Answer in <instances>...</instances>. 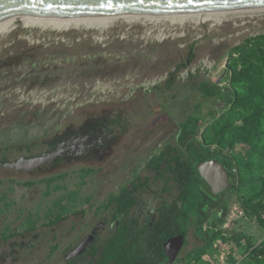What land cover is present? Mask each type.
Instances as JSON below:
<instances>
[{"label": "rangeland", "instance_id": "374dc122", "mask_svg": "<svg viewBox=\"0 0 264 264\" xmlns=\"http://www.w3.org/2000/svg\"><path fill=\"white\" fill-rule=\"evenodd\" d=\"M172 22L63 30L17 23L0 35V163L52 152L88 131L111 140L110 149L64 153L31 170L0 166V264H66L68 246L79 244L110 196L148 174L197 105L206 117L210 108L219 113L200 138L232 157L236 182L224 194V223L212 213L205 228L213 240L189 264H256L251 251L264 245V92L250 118L206 101L199 88L214 83L245 95L244 82L234 81L244 66L237 48L264 34V12ZM189 242L188 250L202 245L192 232Z\"/></svg>", "mask_w": 264, "mask_h": 264}, {"label": "trees", "instance_id": "16d2710c", "mask_svg": "<svg viewBox=\"0 0 264 264\" xmlns=\"http://www.w3.org/2000/svg\"><path fill=\"white\" fill-rule=\"evenodd\" d=\"M237 51L244 66L234 74V81L244 82L245 95L241 97L236 94L232 95L233 92L229 88L220 89L214 83L201 84L199 92L206 101L220 102L225 107L229 105L233 108L241 107L251 113V118L255 116L254 108L259 109V104L263 101L261 93L264 92V34L248 40L244 45L239 46ZM193 58L192 55L188 64L192 62ZM172 76L166 82V90L172 88ZM218 116L219 113L210 108L206 117L203 113V107L197 105L193 113L180 124L174 144L168 145L165 151L150 160L148 171L153 174V178L138 179L131 182L120 189L117 195L110 196L107 202V206L114 205L116 208L113 218L120 219L126 217L131 208L136 205L135 192L149 186L151 182H165L164 191L166 192L170 187L175 188L176 196L173 206L171 208L164 207L161 221L152 228L151 233L157 235L159 231H165L164 237H162V243H165L168 238L175 234H181L185 237L189 227H193L194 237L202 245L195 250V255H192L191 252L185 255L180 260L181 264H189L194 258L200 257L211 244L213 237L206 230L205 224L212 213L216 211L220 213L219 225L224 223L228 214L227 203L222 199L223 195L215 197L204 190L196 177L195 165L212 160L219 162L220 166L230 176V183L226 187V192L233 191L235 187L236 164L232 157L227 155L222 147L217 145L213 147L214 141L205 142L200 138L202 128L209 125L207 126L208 130L219 124ZM245 121L244 125H246ZM217 131L218 136L221 137L224 129L221 127ZM127 225L125 222L118 223L116 234L103 245L100 255L96 259V264L132 263L127 238ZM240 239L236 238L235 242ZM161 253L163 255V252ZM94 255L93 251L92 256ZM251 255L250 258H253L256 264H264V245L261 248L252 249ZM165 260L167 261L166 257Z\"/></svg>", "mask_w": 264, "mask_h": 264}, {"label": "water", "instance_id": "95a60500", "mask_svg": "<svg viewBox=\"0 0 264 264\" xmlns=\"http://www.w3.org/2000/svg\"><path fill=\"white\" fill-rule=\"evenodd\" d=\"M264 9V0H0V28L25 17L89 18L113 16H179L240 12ZM60 154L57 151L40 156L0 163L15 170H31ZM195 174L204 190L212 196L225 190L228 175L219 162L212 160L195 165ZM88 242L71 252L69 259L81 255ZM183 245L182 237L170 239L165 248L172 262ZM172 248L173 253L168 249Z\"/></svg>", "mask_w": 264, "mask_h": 264}, {"label": "flooded vegetation", "instance_id": "af4514ba", "mask_svg": "<svg viewBox=\"0 0 264 264\" xmlns=\"http://www.w3.org/2000/svg\"><path fill=\"white\" fill-rule=\"evenodd\" d=\"M191 55L192 54H190V57ZM105 137L106 136H102L101 132L88 131L85 135L78 134L74 137L67 138L65 140H60V142L55 146V149H57L60 156L64 153L73 154L74 152L75 154H80L90 152L91 150L96 149L99 150L96 152H101L103 149L106 150L110 149L111 147V140H108ZM96 146L99 148H97ZM52 151L55 152L56 150L53 149ZM152 175L153 174L148 171V174L146 176H137L131 182H135L138 179H152ZM228 178L229 184V175ZM157 184L159 185L157 186ZM164 186L165 182L154 181L151 182L149 186L136 191L135 197L137 203L131 208L127 216L124 218L114 219L113 214L116 208H114V205L109 207L106 203L105 206L100 210L101 217L96 221L95 224H93L90 228L84 231V233L81 235V240H79V244L75 247H73L72 245L68 246L67 250L69 251L67 256H65V258H67L66 264H96V259L100 255L101 248L111 237L116 234L119 222H125L126 224H128L127 238L129 241V253L131 255L132 262L131 264H181L180 260L188 253L191 252L192 255H195V250L197 249L196 247H193L191 250H188V247L190 246V232H192V235L194 237L193 227H189L185 237L181 234H175L174 236L168 238L165 243H162V237H164L165 231H159L157 235L151 233L152 228L155 227V225L161 221L164 207L171 208L175 201L176 189L170 187L169 190L166 192L164 191ZM226 187L225 190L219 194L223 195L222 199H224V194L227 193ZM144 193H148L151 197V200L145 201L143 197ZM177 237H182L183 245L176 254L174 260L170 262L165 245L170 239H174ZM85 242L88 243L84 252L77 257L69 259V255L71 254V252L76 250L81 244ZM93 251L95 254L94 256H92ZM161 252H163V255ZM168 252L173 253V249L169 248ZM165 257L167 258V261L165 260Z\"/></svg>", "mask_w": 264, "mask_h": 264}, {"label": "bare ground", "instance_id": "6f19581e", "mask_svg": "<svg viewBox=\"0 0 264 264\" xmlns=\"http://www.w3.org/2000/svg\"><path fill=\"white\" fill-rule=\"evenodd\" d=\"M264 12L262 10L252 11H240V12H225V13H210V14H196V15H179V16H113V17H89V18H40V17H25L16 21H13L0 28V35H5L12 31L17 23L22 26L39 25L43 27H53L57 29H68L70 27L79 26H97L105 28L112 25L116 20L123 19L127 22H135L139 20H158L160 18H168L173 22L182 23L189 19L196 22L212 21L214 24H219L224 20H227L230 16L244 13ZM172 22V23H173ZM74 139V138H73ZM81 145V144H80ZM85 145V144H84ZM75 146V145H74ZM59 147V146H58ZM80 149V148H79ZM57 150V149H54Z\"/></svg>", "mask_w": 264, "mask_h": 264}]
</instances>
